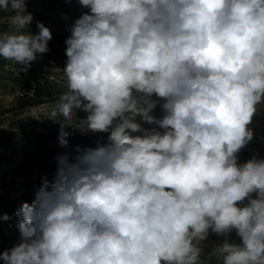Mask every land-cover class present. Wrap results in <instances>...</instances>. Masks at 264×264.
I'll return each instance as SVG.
<instances>
[{"label":"clouds","instance_id":"obj_1","mask_svg":"<svg viewBox=\"0 0 264 264\" xmlns=\"http://www.w3.org/2000/svg\"><path fill=\"white\" fill-rule=\"evenodd\" d=\"M78 2L49 119L80 110L79 129L107 138L57 155L0 260L204 264L199 242L214 234L222 264H264V156L240 159L264 111V0ZM3 12L0 58L26 72L52 33L28 31L27 0H0ZM60 125L68 149L72 126Z\"/></svg>","mask_w":264,"mask_h":264},{"label":"rangeland","instance_id":"obj_2","mask_svg":"<svg viewBox=\"0 0 264 264\" xmlns=\"http://www.w3.org/2000/svg\"><path fill=\"white\" fill-rule=\"evenodd\" d=\"M27 11L33 15L28 31L38 34L37 23H43L52 33L50 51L38 57L26 72L22 65L0 58V215L12 219L0 221V251L11 249L20 242V233L14 216L23 202L31 203L44 178L53 179L56 157L65 151L75 154L79 145L95 148L107 134L82 131L81 121L87 113L77 110V117L65 121L49 119V113L59 96L67 90L62 69L65 67V40L70 36L74 21L87 9L78 0H27ZM9 12L0 13V28L8 30ZM37 84L40 89L35 91ZM264 107V106H262ZM69 123V148L58 143L60 123ZM251 127L255 138L240 153L241 161L254 153L264 156V111L253 119ZM222 238L210 234L203 249L204 264H222L215 253V244ZM0 264L3 261L0 260Z\"/></svg>","mask_w":264,"mask_h":264},{"label":"trees","instance_id":"obj_3","mask_svg":"<svg viewBox=\"0 0 264 264\" xmlns=\"http://www.w3.org/2000/svg\"><path fill=\"white\" fill-rule=\"evenodd\" d=\"M40 85H41V84H37V85L35 86L34 90H35V91H38V90L40 89Z\"/></svg>","mask_w":264,"mask_h":264}]
</instances>
